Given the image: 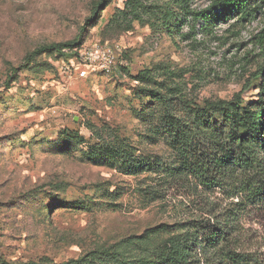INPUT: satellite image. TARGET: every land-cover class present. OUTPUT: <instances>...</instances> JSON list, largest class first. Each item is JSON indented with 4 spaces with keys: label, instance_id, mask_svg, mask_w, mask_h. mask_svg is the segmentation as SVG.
I'll return each mask as SVG.
<instances>
[{
    "label": "rangeland",
    "instance_id": "obj_1",
    "mask_svg": "<svg viewBox=\"0 0 264 264\" xmlns=\"http://www.w3.org/2000/svg\"><path fill=\"white\" fill-rule=\"evenodd\" d=\"M96 1L0 0V264L109 248L140 259L229 212L232 249L264 264V198L250 201L238 172L200 185L179 136L202 119L208 140L263 123L251 38L264 17L204 25L192 10L210 0H105L91 19ZM220 102L229 114L192 113Z\"/></svg>",
    "mask_w": 264,
    "mask_h": 264
},
{
    "label": "trees",
    "instance_id": "obj_2",
    "mask_svg": "<svg viewBox=\"0 0 264 264\" xmlns=\"http://www.w3.org/2000/svg\"><path fill=\"white\" fill-rule=\"evenodd\" d=\"M105 0L96 1L91 10V19H94ZM258 15L264 17V0H210L205 10H192L193 22L202 19L204 25L213 20L234 19L241 24L254 20ZM251 43L264 53V25L259 32L251 38ZM74 41L59 44H50L36 48L28 54V58L36 57L43 53L71 48ZM259 73L258 76H263ZM231 102H220L206 105L200 111L193 110L195 115H202L205 111H221L230 113ZM190 108V107H188ZM203 118V117H201ZM208 122L202 119L199 124L184 127L181 139L186 140V156L184 167L192 170V176L202 186L218 183V179L225 173L238 172L243 177L242 185L250 201L264 198V151L263 126L258 120L249 124L245 131L223 135L215 139H207L205 132ZM187 138H190L189 140ZM192 140V141H191ZM225 142V143H224ZM257 148V150L255 149ZM259 150V151H258ZM127 161L123 155H116ZM120 156V157H119ZM233 176L232 174L229 177ZM234 213L229 212L213 217V222L196 223L182 234L174 235L164 240L154 251L146 257L130 260L124 255L115 253L112 249L93 251L78 261V264H262L252 254L240 253L232 246L236 244L237 233ZM150 229L147 232H155ZM200 249L199 257L196 255ZM72 262L65 263L71 264Z\"/></svg>",
    "mask_w": 264,
    "mask_h": 264
}]
</instances>
